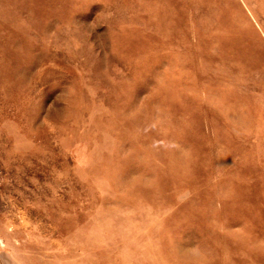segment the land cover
<instances>
[{
    "label": "rangeland",
    "instance_id": "374dc122",
    "mask_svg": "<svg viewBox=\"0 0 264 264\" xmlns=\"http://www.w3.org/2000/svg\"><path fill=\"white\" fill-rule=\"evenodd\" d=\"M0 264H264V0H0Z\"/></svg>",
    "mask_w": 264,
    "mask_h": 264
}]
</instances>
